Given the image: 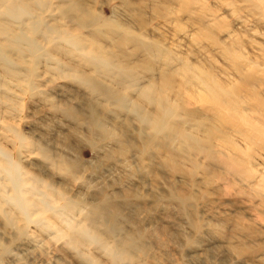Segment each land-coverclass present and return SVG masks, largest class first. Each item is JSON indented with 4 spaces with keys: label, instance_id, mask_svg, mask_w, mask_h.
I'll return each instance as SVG.
<instances>
[{
    "label": "rangeland",
    "instance_id": "1",
    "mask_svg": "<svg viewBox=\"0 0 264 264\" xmlns=\"http://www.w3.org/2000/svg\"><path fill=\"white\" fill-rule=\"evenodd\" d=\"M11 1L29 13L0 2V149L43 201L19 212L0 172V264H264V0ZM96 47L128 75L88 64ZM135 103L168 107L175 134L149 139ZM104 198L110 231L88 217Z\"/></svg>",
    "mask_w": 264,
    "mask_h": 264
},
{
    "label": "bare ground",
    "instance_id": "2",
    "mask_svg": "<svg viewBox=\"0 0 264 264\" xmlns=\"http://www.w3.org/2000/svg\"><path fill=\"white\" fill-rule=\"evenodd\" d=\"M0 2L4 6V14L5 15H9L13 18H19V17H23V16H25V14L29 13L28 8L26 6H24L22 3H13V1H11V0H0ZM70 2H71L69 5L70 10H75L76 12L78 10H80V6L75 0H72ZM88 17L89 16H86V15H85V17L81 16V18H79L80 19L79 21L84 23L85 21H88L91 19V17L90 18H88ZM22 39H25L24 35H22V34H19L15 37V41H22ZM65 40H67L75 48L80 46V40L77 38L66 37ZM27 43H28V46L31 50L35 49L34 41L27 40ZM4 53H5L4 48L0 47V60L7 63L8 60L5 57ZM82 56L84 57V60L88 64H91L93 67L100 68L101 70H103L105 72L106 71L108 72V70L114 68L117 70V72L119 74H121V75L123 74L125 76L128 75V72L126 71V69H120V68L116 67L115 64L113 63L111 57L107 56V54L105 52H103L102 49H100L98 47L85 50L83 52ZM81 79H83V78H81ZM85 80L91 85L92 89L101 92L108 99L115 100V102L119 103L121 106H124L126 104V97L119 95L112 88L104 85L99 79L94 78V77H87ZM244 80H248V75L246 76V78H244ZM204 84H206V83H204ZM243 84L245 85V83H243ZM205 87L209 90V92L212 93V96L209 95V99L211 96L213 100L214 99L216 100V98L218 96H221L223 93L221 91L222 92L221 95H217L218 90H217V88H215V85L208 84ZM230 88H232V87H230ZM146 89H144V87H143L140 90V94H142L141 96L148 93V92H146ZM234 90H236V89H234ZM234 90H233V94L235 93ZM224 93H225V95H224L225 97L230 94L228 96V98L233 95L232 89L229 90L228 95H227L226 91ZM151 97H153V96H151ZM212 99H210V100H212ZM225 99L227 100V97ZM231 99L233 100L234 98H231ZM151 100H152V98H151ZM153 100H154V98H153ZM153 100H152V102H153ZM156 100H158V102H159V99H156ZM132 105L133 106H131V110H132V112H134L138 116L139 120H141L143 123H146V125H148L149 127L153 128L152 130H154V132H152L151 134L148 135L149 139L155 138L156 137L155 134L158 133V131L159 132H163V131L166 132L167 136H169L170 134L172 136L177 131L175 128L172 127V125L170 126V124H167L168 116L171 115V113L169 112V109H167L168 107L166 109L161 110V112L159 114L156 113V115L154 116V114L151 115V114L142 113V111L140 110L141 107L138 103H135ZM162 105H160V106L162 107ZM215 105L218 107L217 104H215ZM221 107H222V105H221ZM158 109H160V108L158 107ZM171 109L173 110L174 108H171ZM173 112H174V110H173ZM223 116H224V114H223ZM91 122H92V125H94L95 127H97L101 131V133L110 134V132L108 130H106L104 128V126L101 124V122L98 121L93 116L91 117ZM168 123H171V122L168 121ZM0 154H1V157L3 158V163L0 166V172H2L5 175V177L7 178V180L9 181V183L11 184V187H12V193H11V196L9 197V200L15 206V208H17V210L19 209V212L21 211L22 213H24V215H27L31 206H33L34 204H36V205L40 204L41 205L43 200L41 201L40 199H37L38 200L37 201L33 198L34 197L33 192H32L33 188L32 187H30V188L26 187V184H27L26 180L19 173L17 167H15L14 164L7 161L5 151L0 149ZM182 199H184V198H182ZM48 200H46V202L44 203V206H45L44 209H47V210L52 209V207H53L52 205L50 206L49 202H47ZM91 205L92 206H90V209L88 212V217L92 221L102 223V225L105 228L109 229V231H110L112 229V226L111 227L108 225L106 226L105 221L106 220H112L118 215L116 212V211H118L117 206L114 203H112L109 199H106V198L101 199L100 202H98L96 204L93 203ZM67 207L69 208L68 203L63 206V208H67ZM69 228H70V230H73V233L71 235L72 236L71 237V243L78 242L77 240H79V239H82V240L84 239V240H87L89 242H96V243H99L101 241L100 236L97 233L91 232L83 226H80V227L69 226ZM107 229H105V230L107 231ZM133 242H130V244ZM124 245H122V247H124ZM133 246L135 247V246H137V244L136 245L134 244ZM103 247H105V246H103ZM118 250L117 249L114 251L111 250V251H109V253L111 254L112 257L113 256L115 257V255L121 254V252H120L121 249H120V251H118ZM109 253H107V255Z\"/></svg>",
    "mask_w": 264,
    "mask_h": 264
}]
</instances>
